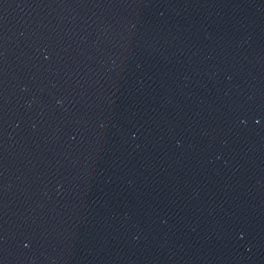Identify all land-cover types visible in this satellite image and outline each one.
<instances>
[{"label": "water", "instance_id": "obj_1", "mask_svg": "<svg viewBox=\"0 0 264 264\" xmlns=\"http://www.w3.org/2000/svg\"><path fill=\"white\" fill-rule=\"evenodd\" d=\"M0 264H264V0H0Z\"/></svg>", "mask_w": 264, "mask_h": 264}]
</instances>
